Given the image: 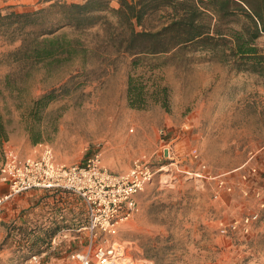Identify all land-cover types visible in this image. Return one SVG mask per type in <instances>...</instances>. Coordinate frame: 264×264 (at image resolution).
I'll use <instances>...</instances> for the list:
<instances>
[{"label": "rangeland", "instance_id": "374dc122", "mask_svg": "<svg viewBox=\"0 0 264 264\" xmlns=\"http://www.w3.org/2000/svg\"><path fill=\"white\" fill-rule=\"evenodd\" d=\"M49 4L0 0V8L18 11ZM62 32L80 37L89 51L31 66L9 54L19 42L0 37V114L7 134L0 140V165L5 144L23 157L36 154L39 143L31 136L39 131L59 162L83 163L99 154L107 168L123 173L137 159L151 161L164 168L138 194V211L119 229L125 247L119 264H264V77L202 50L141 56L140 63L154 69L149 85L157 78L168 87V106L150 101L134 108L127 96L134 57L108 44L102 27ZM260 42L264 46V36ZM51 91L56 99L37 109L35 101ZM220 180L232 189L220 188ZM70 203L64 227L76 228L84 207L77 198ZM254 211L260 220L250 234L221 233L222 223ZM6 214L0 215V264H25L29 250L45 253L42 264H78L71 256L82 248L78 232H68L59 249L49 251L54 230L40 237L15 232L17 224L3 221ZM150 245L167 246L151 252L157 262L146 256Z\"/></svg>", "mask_w": 264, "mask_h": 264}, {"label": "trees", "instance_id": "16d2710c", "mask_svg": "<svg viewBox=\"0 0 264 264\" xmlns=\"http://www.w3.org/2000/svg\"><path fill=\"white\" fill-rule=\"evenodd\" d=\"M45 1L50 4L38 9L0 8V37L19 42L9 54L31 66L73 58L86 54L89 47L80 37L69 38L60 30L68 27L83 33L102 27L108 33V44L134 57L127 89L134 108H146L150 101L168 106V87L157 78L152 80L153 86L149 85L147 74L154 69L140 63L141 56L202 50L221 62L232 63L238 71L264 77V46L260 42L264 36V0H117V7L113 0ZM150 18L156 23L147 27ZM55 99L54 91L47 92L35 101V107L46 109ZM41 136L40 131L32 133V142L41 143ZM0 140H7L1 114ZM26 244L28 250L33 247V243ZM150 246L146 256L155 261L151 252L167 248Z\"/></svg>", "mask_w": 264, "mask_h": 264}, {"label": "built area", "instance_id": "2783aa9c", "mask_svg": "<svg viewBox=\"0 0 264 264\" xmlns=\"http://www.w3.org/2000/svg\"><path fill=\"white\" fill-rule=\"evenodd\" d=\"M36 154L23 157L19 151L5 144L0 165V183L7 191L0 195V215L6 205L17 195L33 189L60 190L78 197L84 207L83 222L76 228H62L49 240V251L59 249L62 237L68 232H78L83 237L81 250L72 254L78 264H119L125 247L117 238L123 222L139 209L137 196L153 181L164 166L137 159L126 172L107 168L99 154L88 157L83 163L59 162L53 148L39 143ZM256 172V168L252 169ZM243 178L246 180L247 176ZM220 188H227L220 180ZM260 192L258 196H260ZM260 220L257 211L220 227L222 234H250ZM45 253H33L25 264H42Z\"/></svg>", "mask_w": 264, "mask_h": 264}, {"label": "crops", "instance_id": "0c3cea01", "mask_svg": "<svg viewBox=\"0 0 264 264\" xmlns=\"http://www.w3.org/2000/svg\"><path fill=\"white\" fill-rule=\"evenodd\" d=\"M7 188V185L0 184L2 194L7 191ZM34 195L38 197L36 196V199L28 198ZM74 198L79 199L60 190L33 189L15 196L6 205L4 211L7 214L4 215L3 221L7 224L12 222L17 224L13 225L16 227L14 228L15 232L26 229L30 236L40 237L49 229L54 230L52 231L53 236L69 221L68 216L72 214L73 207L70 202ZM59 224L63 226L58 227Z\"/></svg>", "mask_w": 264, "mask_h": 264}]
</instances>
